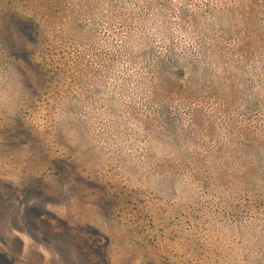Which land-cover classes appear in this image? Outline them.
<instances>
[{"label": "rangeland", "instance_id": "rangeland-1", "mask_svg": "<svg viewBox=\"0 0 264 264\" xmlns=\"http://www.w3.org/2000/svg\"><path fill=\"white\" fill-rule=\"evenodd\" d=\"M0 264H264V0H0Z\"/></svg>", "mask_w": 264, "mask_h": 264}, {"label": "trees", "instance_id": "trees-1", "mask_svg": "<svg viewBox=\"0 0 264 264\" xmlns=\"http://www.w3.org/2000/svg\"><path fill=\"white\" fill-rule=\"evenodd\" d=\"M182 28V26H180ZM177 57V56H176Z\"/></svg>", "mask_w": 264, "mask_h": 264}]
</instances>
